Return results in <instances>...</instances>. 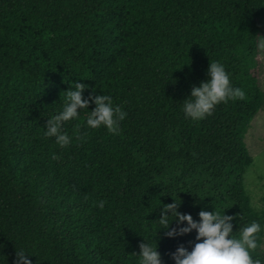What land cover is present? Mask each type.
<instances>
[{
  "label": "trees",
  "instance_id": "1",
  "mask_svg": "<svg viewBox=\"0 0 264 264\" xmlns=\"http://www.w3.org/2000/svg\"><path fill=\"white\" fill-rule=\"evenodd\" d=\"M263 16L264 0H0V264L20 248L34 264H138L142 235L156 231L174 264L170 253L191 249L196 233L158 230L155 208L171 194L197 220L202 207L226 208L236 236L258 222L251 255L264 261V210L245 185V137L264 106ZM210 61L245 95L192 121L183 100ZM70 80L123 107L118 133L86 126L90 104L64 125L71 144L44 135Z\"/></svg>",
  "mask_w": 264,
  "mask_h": 264
},
{
  "label": "clouds",
  "instance_id": "2",
  "mask_svg": "<svg viewBox=\"0 0 264 264\" xmlns=\"http://www.w3.org/2000/svg\"><path fill=\"white\" fill-rule=\"evenodd\" d=\"M254 44L258 53H264V35L256 34ZM207 77L198 85H193L190 95L183 100L184 116L192 121H199L210 115L221 102L242 99L245 95L240 87L232 85L230 75L222 63L210 61ZM69 83L71 87L61 92L60 109L48 116L43 127L44 135L54 138L55 144L61 148L71 144L74 137L64 130V125L66 122L76 120L83 110L89 109L90 104H94L95 107L87 113L86 126L91 129L103 126L109 133H118L120 122L127 116L123 107L114 103L111 95L104 93L93 95L95 88L85 97L84 90L90 87L85 83L77 80H70ZM76 138L84 139L79 135ZM52 158L58 157L53 153ZM171 196L172 202L161 203L155 208H159V216L155 219L158 222V230L164 229V236L169 238L183 236L193 230L196 233L191 249L180 244L170 253L174 264H264V261L251 255L252 250L258 247L257 234L261 230L258 222L252 221L246 226L239 227V235L236 236L233 234L235 217L226 214V208L221 212L217 210L215 204L214 210L211 211L202 207L197 220L191 213L179 211L181 202L172 194ZM105 203L104 200L93 202L94 206L101 209L105 207ZM173 222L175 226H172ZM157 233L158 231L155 236ZM142 236L144 239L139 244L140 251L136 253L138 264H164L155 236L152 239ZM33 253L20 248L16 253L15 264H34L31 258Z\"/></svg>",
  "mask_w": 264,
  "mask_h": 264
},
{
  "label": "rangeland",
  "instance_id": "3",
  "mask_svg": "<svg viewBox=\"0 0 264 264\" xmlns=\"http://www.w3.org/2000/svg\"><path fill=\"white\" fill-rule=\"evenodd\" d=\"M261 35H264V16L261 19ZM261 83L264 89V53H260ZM247 147L253 156V163L245 173V185L251 202L257 211L264 210V106L254 117L245 137ZM264 254V238L261 244Z\"/></svg>",
  "mask_w": 264,
  "mask_h": 264
}]
</instances>
